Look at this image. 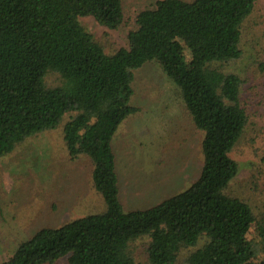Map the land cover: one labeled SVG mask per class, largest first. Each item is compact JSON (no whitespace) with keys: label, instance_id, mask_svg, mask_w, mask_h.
Segmentation results:
<instances>
[{"label":"trees","instance_id":"16d2710c","mask_svg":"<svg viewBox=\"0 0 264 264\" xmlns=\"http://www.w3.org/2000/svg\"><path fill=\"white\" fill-rule=\"evenodd\" d=\"M257 0H156L139 11L127 47L106 53L81 25L117 29L121 0H0V158L61 126L70 157L85 155L105 210L41 227L0 264H264V217L228 192L230 156L247 124L241 79L224 64L241 55V28ZM264 44V28L262 31ZM154 60L180 89L202 131L200 175L142 210L118 200L111 139L138 108L133 69ZM251 233L253 236H251ZM182 260V257L181 259Z\"/></svg>","mask_w":264,"mask_h":264},{"label":"rangeland","instance_id":"374dc122","mask_svg":"<svg viewBox=\"0 0 264 264\" xmlns=\"http://www.w3.org/2000/svg\"><path fill=\"white\" fill-rule=\"evenodd\" d=\"M121 2L124 20L117 29L90 16L79 18L106 53L127 47L136 14L153 8L156 0ZM263 28L264 0H257L242 24L240 57L221 69L240 77L239 101L247 114L243 134L230 152L239 171L228 192L245 199L257 216L264 217ZM130 86L129 103L138 110L118 125L110 143L118 200L125 211L149 208L187 189L202 166L203 133L186 112L179 87L160 65L152 60L133 69ZM104 210L89 159L81 153L70 157L61 126L27 138L0 158V263L39 228L59 227ZM136 247L145 264L141 246ZM183 255L178 264H185Z\"/></svg>","mask_w":264,"mask_h":264}]
</instances>
